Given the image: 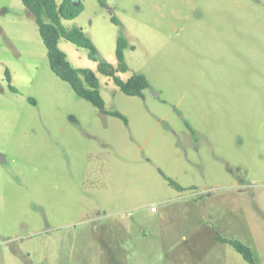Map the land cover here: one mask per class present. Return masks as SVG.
I'll return each instance as SVG.
<instances>
[{
    "label": "rangeland",
    "instance_id": "rangeland-1",
    "mask_svg": "<svg viewBox=\"0 0 264 264\" xmlns=\"http://www.w3.org/2000/svg\"><path fill=\"white\" fill-rule=\"evenodd\" d=\"M80 1L63 24L116 68L124 32L116 74L150 87L125 94L60 40L128 123L102 113L51 69L22 0H0V264H249L219 233L264 264V0Z\"/></svg>",
    "mask_w": 264,
    "mask_h": 264
},
{
    "label": "trees",
    "instance_id": "trees-1",
    "mask_svg": "<svg viewBox=\"0 0 264 264\" xmlns=\"http://www.w3.org/2000/svg\"><path fill=\"white\" fill-rule=\"evenodd\" d=\"M99 1L102 6L106 5L105 0ZM22 2L32 13L39 27L40 35L47 48L49 63L54 73L62 80L68 82L78 96L90 101L102 113L119 117L125 123H128V119L124 114L107 109L101 93V83L98 76L92 73L89 68L75 67L68 59L66 52L59 46L60 40L65 39L78 47L87 49L90 59L100 60L96 45L82 27H67L63 24V19L72 20L78 17L84 10V3L80 0H62L60 4L57 0H22ZM111 20L113 23L120 25V20L117 17H112ZM129 46L130 48H135V46L129 44L124 32H121L117 39L116 47L118 68L101 59L99 72L112 77L113 81L125 94L144 98L145 90L150 87V83L144 74H134L127 80H123L116 74L118 71H127L129 69L125 61V50ZM6 79L10 89L18 92L17 88L12 84V75L9 69L6 70ZM31 101L35 103L33 98H31ZM163 175L168 179V183L172 187L179 191L185 190V187L174 179L168 177L165 173ZM217 239L219 242L232 246L249 264H260L256 261L252 248L244 242L235 238L225 237L220 233L217 234Z\"/></svg>",
    "mask_w": 264,
    "mask_h": 264
},
{
    "label": "built area",
    "instance_id": "built-area-1",
    "mask_svg": "<svg viewBox=\"0 0 264 264\" xmlns=\"http://www.w3.org/2000/svg\"><path fill=\"white\" fill-rule=\"evenodd\" d=\"M151 211H152V212H157L158 209H157V207L155 206V207H152V208H151Z\"/></svg>",
    "mask_w": 264,
    "mask_h": 264
}]
</instances>
